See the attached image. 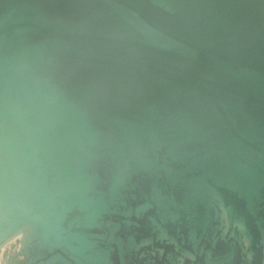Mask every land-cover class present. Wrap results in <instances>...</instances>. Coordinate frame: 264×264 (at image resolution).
<instances>
[{"label":"water","instance_id":"water-1","mask_svg":"<svg viewBox=\"0 0 264 264\" xmlns=\"http://www.w3.org/2000/svg\"><path fill=\"white\" fill-rule=\"evenodd\" d=\"M1 256L264 264V0H0Z\"/></svg>","mask_w":264,"mask_h":264},{"label":"flooded vegetation","instance_id":"flooded-vegetation-1","mask_svg":"<svg viewBox=\"0 0 264 264\" xmlns=\"http://www.w3.org/2000/svg\"><path fill=\"white\" fill-rule=\"evenodd\" d=\"M14 245V243L12 245L9 246V249H11V247ZM0 260H1V264H3L4 262V256H1L0 257Z\"/></svg>","mask_w":264,"mask_h":264},{"label":"rangeland","instance_id":"rangeland-1","mask_svg":"<svg viewBox=\"0 0 264 264\" xmlns=\"http://www.w3.org/2000/svg\"><path fill=\"white\" fill-rule=\"evenodd\" d=\"M0 264H1V260H0Z\"/></svg>","mask_w":264,"mask_h":264}]
</instances>
